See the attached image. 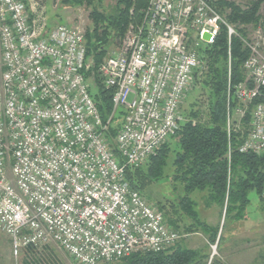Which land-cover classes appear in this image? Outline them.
<instances>
[{"label": "built area", "instance_id": "2783aa9c", "mask_svg": "<svg viewBox=\"0 0 264 264\" xmlns=\"http://www.w3.org/2000/svg\"><path fill=\"white\" fill-rule=\"evenodd\" d=\"M218 1L147 0L140 21L129 22L94 75L112 91L104 122L85 77L92 64L84 31L48 27L37 0H0V232L14 258L54 244L77 264H111L164 252L190 236L170 228L130 188L125 169L143 165L179 129L181 107L206 70L200 51L221 29L230 95V45L238 34ZM241 41L249 55L245 81L233 89L241 104L234 114L241 120L249 111V129L239 152L264 157L260 25ZM119 110L122 122L110 142Z\"/></svg>", "mask_w": 264, "mask_h": 264}, {"label": "trees", "instance_id": "16d2710c", "mask_svg": "<svg viewBox=\"0 0 264 264\" xmlns=\"http://www.w3.org/2000/svg\"><path fill=\"white\" fill-rule=\"evenodd\" d=\"M37 1L45 3V0ZM73 3L86 4L91 8L89 18L92 27L85 33L86 59L93 63L85 72L88 78L91 72L95 75L109 49L120 43L129 22L140 21V12L147 0H116L111 14L99 11L102 0H74ZM218 7L238 34V37L231 39L230 45V95L227 93V35L225 29H221L214 44L200 51V56L206 62V70L199 77L196 76L194 84L206 93L205 111H201L196 102L193 103L169 142L163 144L140 167L125 169V179L130 188L143 197L150 185L164 178L172 181L174 199L170 204L174 205L173 213L176 215L179 211L182 219L189 224L181 227L179 223L182 220L168 218L160 201H156L155 205L170 228L187 234L201 233L206 238V244L191 249L182 245L184 240H180L164 252L138 253L111 264H224L220 257H211L210 250V246L216 245L218 252L224 240L220 235L218 237L219 224L209 225L200 218L197 202L191 195H203L205 208L217 207L220 217L224 213V221L244 218L250 193H255L262 200L264 157L239 152L249 129V111L239 123L231 121L229 127L227 116L231 118L241 106L233 93L234 87L246 78L243 65L249 53L241 38L247 37L248 27L257 28L264 19V0H250L243 7L234 0H220ZM94 88L93 92L89 88L90 95L102 120L106 122L113 110L112 91L105 89L96 77ZM122 118L123 111L119 110L111 120L110 142L116 136ZM43 248L47 249V246ZM30 251H34V248L24 250Z\"/></svg>", "mask_w": 264, "mask_h": 264}, {"label": "rangeland", "instance_id": "374dc122", "mask_svg": "<svg viewBox=\"0 0 264 264\" xmlns=\"http://www.w3.org/2000/svg\"><path fill=\"white\" fill-rule=\"evenodd\" d=\"M44 3L47 25L53 28L57 25H68L79 27L86 33V30L92 27L89 18L91 8L86 4L75 5L74 0H45ZM239 4H246L250 0H234ZM84 2V1H82ZM116 0H102L99 11L107 14L114 12ZM261 16L263 12L261 11ZM260 27L264 32V19L260 21ZM256 28L250 26L247 28V38L250 39L254 35ZM114 48H110L109 55ZM91 67L93 66L92 61ZM88 84L93 92L94 88V72H91L87 78ZM207 96L204 91L200 90V86L193 85L189 95L183 103L180 116L183 120L185 114L189 111L193 103L198 104L201 111H205L207 104ZM240 122V117L233 114L230 122ZM114 124V123H113ZM116 125V124H115ZM169 142V139L167 140ZM168 174H170L168 172ZM173 184L167 178L161 182L150 185L144 192V198L156 206V201H160L165 207V213L168 218L180 219L179 225L189 224L188 221L182 219L181 213L177 211L173 213L174 205L170 204L173 199ZM199 193H194L191 198L197 202V211L200 218L209 225L216 226L219 224V234L223 242L219 245L217 252L216 245L210 246L211 257H220L224 264H264V200L255 193L249 194V205L245 210L244 218L240 221L226 220L224 221V213L220 217L219 209L215 206L206 209L204 201ZM157 207V206H156ZM182 245L197 249L206 244V238L201 233L190 234V236L181 242ZM0 264H77L59 247L54 244L47 245V249H34V251H22L18 258H14L11 254V248L8 238L0 232Z\"/></svg>", "mask_w": 264, "mask_h": 264}, {"label": "water", "instance_id": "95a60500", "mask_svg": "<svg viewBox=\"0 0 264 264\" xmlns=\"http://www.w3.org/2000/svg\"><path fill=\"white\" fill-rule=\"evenodd\" d=\"M207 39H208V37H207V35H205V36H204V40H207Z\"/></svg>", "mask_w": 264, "mask_h": 264}, {"label": "crops", "instance_id": "0c3cea01", "mask_svg": "<svg viewBox=\"0 0 264 264\" xmlns=\"http://www.w3.org/2000/svg\"><path fill=\"white\" fill-rule=\"evenodd\" d=\"M45 3H46V1H45ZM45 7H46V5H45ZM46 13H47V10H46Z\"/></svg>", "mask_w": 264, "mask_h": 264}]
</instances>
